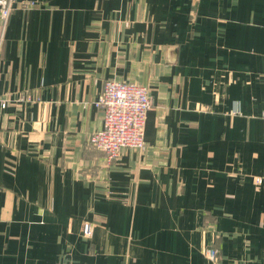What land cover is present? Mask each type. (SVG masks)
<instances>
[{
    "label": "crops",
    "instance_id": "0c3cea01",
    "mask_svg": "<svg viewBox=\"0 0 264 264\" xmlns=\"http://www.w3.org/2000/svg\"><path fill=\"white\" fill-rule=\"evenodd\" d=\"M1 38L0 264H264V0H15ZM107 80L153 102L114 161Z\"/></svg>",
    "mask_w": 264,
    "mask_h": 264
},
{
    "label": "built area",
    "instance_id": "2783aa9c",
    "mask_svg": "<svg viewBox=\"0 0 264 264\" xmlns=\"http://www.w3.org/2000/svg\"><path fill=\"white\" fill-rule=\"evenodd\" d=\"M14 2L15 0H0L3 30L10 20ZM25 5L28 6L27 3ZM152 104V97L146 86L128 81L107 80L96 102L103 113V125L92 133L89 143L103 151L108 161L118 159L122 150L126 148L144 149L145 122ZM6 105L7 100L0 98V106L5 108ZM262 182V177L257 178L258 184ZM82 230L86 238H92L94 230L91 222H84ZM206 256L215 263L221 261L219 249L215 246L207 249Z\"/></svg>",
    "mask_w": 264,
    "mask_h": 264
}]
</instances>
